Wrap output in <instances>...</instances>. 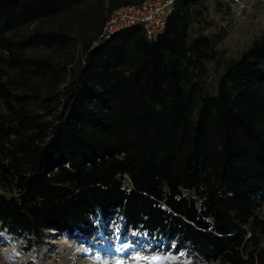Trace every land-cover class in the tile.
<instances>
[{"label":"trees","instance_id":"1","mask_svg":"<svg viewBox=\"0 0 264 264\" xmlns=\"http://www.w3.org/2000/svg\"><path fill=\"white\" fill-rule=\"evenodd\" d=\"M132 1L0 0V230L27 251L44 230L79 240L117 220L264 264V30L209 91L226 32L190 34L203 0H175L154 39L133 25L94 44Z\"/></svg>","mask_w":264,"mask_h":264},{"label":"rangeland","instance_id":"2","mask_svg":"<svg viewBox=\"0 0 264 264\" xmlns=\"http://www.w3.org/2000/svg\"><path fill=\"white\" fill-rule=\"evenodd\" d=\"M202 5L201 14L190 24V34L212 37L222 29L226 32L216 46L217 58L206 62L205 83L213 91L224 62L237 57L263 33L264 13L248 6L239 10L223 0H203ZM260 214L264 217V198ZM101 226L99 231L79 240L62 232L44 230L41 243L27 251L22 238L0 230V264H219L185 249L174 251L172 247L158 246L135 230L123 231L117 220L102 222Z\"/></svg>","mask_w":264,"mask_h":264},{"label":"built area","instance_id":"3","mask_svg":"<svg viewBox=\"0 0 264 264\" xmlns=\"http://www.w3.org/2000/svg\"><path fill=\"white\" fill-rule=\"evenodd\" d=\"M175 0H133L114 8L104 21L97 41L109 38L122 28L140 25L148 39H154L165 26ZM235 8H245L244 0H223Z\"/></svg>","mask_w":264,"mask_h":264},{"label":"crops","instance_id":"4","mask_svg":"<svg viewBox=\"0 0 264 264\" xmlns=\"http://www.w3.org/2000/svg\"><path fill=\"white\" fill-rule=\"evenodd\" d=\"M245 8L251 7L259 10V13H264V0H244ZM260 7V8H259Z\"/></svg>","mask_w":264,"mask_h":264},{"label":"snow or ice","instance_id":"5","mask_svg":"<svg viewBox=\"0 0 264 264\" xmlns=\"http://www.w3.org/2000/svg\"><path fill=\"white\" fill-rule=\"evenodd\" d=\"M118 264H122V262H118Z\"/></svg>","mask_w":264,"mask_h":264}]
</instances>
